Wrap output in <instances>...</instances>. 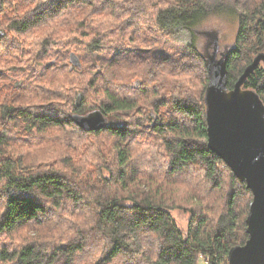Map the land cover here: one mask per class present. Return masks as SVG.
Here are the masks:
<instances>
[{
  "label": "trees",
  "instance_id": "obj_1",
  "mask_svg": "<svg viewBox=\"0 0 264 264\" xmlns=\"http://www.w3.org/2000/svg\"><path fill=\"white\" fill-rule=\"evenodd\" d=\"M118 1L0 0V264H227L249 239L253 194L208 146L209 73L195 41L176 57L107 54L108 41L126 50L179 29L196 36L204 0ZM248 2L230 10L229 91L264 52V0ZM244 89L264 104V64ZM95 109L106 129L73 122ZM68 203L84 214L70 227ZM177 209L191 215L185 233Z\"/></svg>",
  "mask_w": 264,
  "mask_h": 264
},
{
  "label": "water",
  "instance_id": "obj_2",
  "mask_svg": "<svg viewBox=\"0 0 264 264\" xmlns=\"http://www.w3.org/2000/svg\"><path fill=\"white\" fill-rule=\"evenodd\" d=\"M213 39L214 53L209 59L205 55L209 73L208 146L253 194L247 217L249 239L229 251L228 263L264 264V104L254 91L244 89L248 78L264 64V52L254 58L229 91L228 49L218 58L217 40ZM72 120L85 132H98L109 126L101 110L88 115L73 114Z\"/></svg>",
  "mask_w": 264,
  "mask_h": 264
},
{
  "label": "rangeland",
  "instance_id": "obj_3",
  "mask_svg": "<svg viewBox=\"0 0 264 264\" xmlns=\"http://www.w3.org/2000/svg\"><path fill=\"white\" fill-rule=\"evenodd\" d=\"M118 5L121 8H129L131 7L129 5L128 0H119ZM250 2V1H249ZM248 0H204L203 5L206 7L208 15L206 19L201 21L196 27V36H193L191 32L187 30L179 29L174 36L171 39H168L166 42L160 41L159 43H155L152 46L146 45V46H139V47H133L128 46L126 50H119V49H112V43L108 41V44L110 45V50H112L110 53L107 52V54H110L108 58L110 59H116L117 57L122 58L126 57L125 55H131L132 57L135 56H143L146 57H154L159 59V57H162L165 55H173L175 54L177 49H184L188 44L195 43L197 44V47L200 49V51L206 55V57L209 59L214 53V39L217 40L218 45V55L220 58L221 54L225 53L227 49L232 47L235 44L236 36L238 33L239 28V18L237 15L230 12V10H235L238 15L241 13H244L246 8L249 6ZM219 6H224L222 10H218L217 8ZM3 32H0V39H2ZM119 50V51H118ZM5 51V50H4ZM176 57V55H173ZM74 60L76 62H79L78 58L74 57ZM11 82L15 80L14 76H10ZM9 82V81H8ZM92 100L94 101L96 98L95 96H92ZM99 109H95L91 112H94ZM88 112L86 114L82 115H88ZM61 142H55L50 140L49 143L53 144L54 146H64L65 144L62 143L63 139H59ZM50 147V146H49ZM51 148V147H50ZM52 150V148H51ZM89 167V166H88ZM78 170H80V167H76ZM91 168V167H89ZM92 169V168H91ZM73 171V169H72ZM69 177L79 181L80 178L83 179L84 175L76 174L74 171L73 173L69 174ZM105 177H108L107 174H105ZM73 184V183H72ZM88 199V198H86ZM86 202V201H85ZM74 204V203H73ZM70 215L65 216V222L63 225H74L73 221L70 219H73V215L77 216V220H80V218H84L83 213H78L76 211L75 205L72 206L71 203H68ZM78 209V208H77ZM81 210V209H80ZM173 217L182 229V231L185 233L189 227V223L191 220V215L183 210H174L173 211ZM56 216V215H55ZM54 213L51 215V218L53 221ZM59 221V219H56L54 222ZM62 222V221H61ZM85 222H83L84 224ZM70 225L68 227H70ZM85 225V224H84ZM84 227V226H83ZM89 238V239H88ZM87 239L91 242L92 239L90 237H87ZM96 239V238H95ZM126 262H131L136 260V262L143 261L142 259H137L133 257H126ZM200 258H203V256H200ZM200 262V264H209L205 262ZM140 263V262H138ZM228 263V259H227Z\"/></svg>",
  "mask_w": 264,
  "mask_h": 264
},
{
  "label": "built area",
  "instance_id": "obj_4",
  "mask_svg": "<svg viewBox=\"0 0 264 264\" xmlns=\"http://www.w3.org/2000/svg\"><path fill=\"white\" fill-rule=\"evenodd\" d=\"M204 259L203 258H201V261H203ZM205 264V263H204ZM229 264V263H228Z\"/></svg>",
  "mask_w": 264,
  "mask_h": 264
},
{
  "label": "bare ground",
  "instance_id": "obj_5",
  "mask_svg": "<svg viewBox=\"0 0 264 264\" xmlns=\"http://www.w3.org/2000/svg\"><path fill=\"white\" fill-rule=\"evenodd\" d=\"M228 259V258H227ZM228 264V263H227Z\"/></svg>",
  "mask_w": 264,
  "mask_h": 264
}]
</instances>
